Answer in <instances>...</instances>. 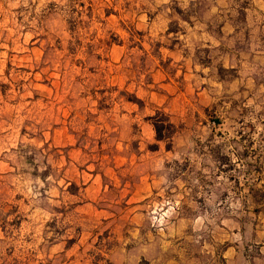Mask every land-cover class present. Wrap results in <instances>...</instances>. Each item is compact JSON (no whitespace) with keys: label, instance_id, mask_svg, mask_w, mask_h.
I'll return each mask as SVG.
<instances>
[{"label":"rangeland","instance_id":"rangeland-1","mask_svg":"<svg viewBox=\"0 0 264 264\" xmlns=\"http://www.w3.org/2000/svg\"><path fill=\"white\" fill-rule=\"evenodd\" d=\"M193 13L176 0H0V264H111L125 219L164 233L184 206L192 251L232 240L264 264V90L220 67L226 82L205 96V49L183 85L160 49ZM158 113L173 116L171 141L157 140Z\"/></svg>","mask_w":264,"mask_h":264},{"label":"crops","instance_id":"crops-1","mask_svg":"<svg viewBox=\"0 0 264 264\" xmlns=\"http://www.w3.org/2000/svg\"><path fill=\"white\" fill-rule=\"evenodd\" d=\"M170 1L166 0V3L169 4ZM176 1L184 12L193 9L194 13L190 19L181 18L186 24V30L179 37L173 38L166 48L162 46L160 50L172 64H177L176 73L184 77L183 85H190L187 76L190 75L193 55L197 50L205 49L208 53V63L195 66L204 73L203 83L207 85L200 87V90L205 96L213 90L212 86L221 87L226 82L220 76V67L234 70L235 76L231 84H246L250 90H255V87L264 90V0H247L242 8L233 5L231 0H211L210 4L204 6L202 0ZM174 11L169 9L168 13L173 14ZM241 13L243 20L236 17ZM163 18L164 16L159 14L153 25H160ZM218 18L221 19L220 25L215 22ZM170 22L167 20L163 26L160 25L164 28L162 32H167ZM161 70L162 68H156L154 76ZM168 86L170 85L167 84L165 89ZM170 114L173 115L174 112ZM169 119L174 125L173 116L172 119L169 116ZM182 210V217L177 218L164 233H147L148 231L144 232L143 229L130 227L137 216L131 217L130 221L125 216L127 219L118 231L125 237L120 239V245L112 250L111 264H255L256 258L249 257V251L233 244L232 240L222 250L218 248L217 242L208 246L207 241H204L202 248L192 251L189 243L194 235L191 233L194 221L188 218L189 211L185 206ZM208 214L210 212L206 209L198 213L205 228ZM258 218L257 234L264 237V212L258 215ZM232 221L233 217L231 224ZM232 233L230 232V236ZM202 237L204 238L205 234H202Z\"/></svg>","mask_w":264,"mask_h":264},{"label":"trees","instance_id":"trees-1","mask_svg":"<svg viewBox=\"0 0 264 264\" xmlns=\"http://www.w3.org/2000/svg\"><path fill=\"white\" fill-rule=\"evenodd\" d=\"M153 125L156 131V137L159 141H171L175 134V126L170 122L167 115L158 113L153 118Z\"/></svg>","mask_w":264,"mask_h":264}]
</instances>
